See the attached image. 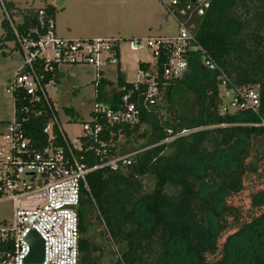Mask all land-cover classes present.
Listing matches in <instances>:
<instances>
[{
    "label": "trees",
    "instance_id": "1",
    "mask_svg": "<svg viewBox=\"0 0 264 264\" xmlns=\"http://www.w3.org/2000/svg\"><path fill=\"white\" fill-rule=\"evenodd\" d=\"M4 3L18 9L16 27L24 36L34 29L43 32L42 21L55 20L58 10L52 4L20 8ZM193 7L191 0H180L171 9L197 33L218 69H209L195 54L184 77L165 79L166 55L155 60L158 100L142 108L138 124L120 131L143 139L132 164L88 174L89 188L78 210V264H102L105 240L112 264H264V0H211L203 16ZM2 25L0 51L7 40L18 49L6 18ZM220 72L230 78L231 89L258 88V112L220 113ZM51 78L58 81L56 63L45 73V81ZM97 82L95 100L113 106L133 88L120 69L116 88L103 77ZM43 103L35 106L43 112L34 115L24 109L30 97L15 92V120L34 142L42 140L50 117Z\"/></svg>",
    "mask_w": 264,
    "mask_h": 264
},
{
    "label": "built area",
    "instance_id": "2",
    "mask_svg": "<svg viewBox=\"0 0 264 264\" xmlns=\"http://www.w3.org/2000/svg\"><path fill=\"white\" fill-rule=\"evenodd\" d=\"M179 1L162 0L173 15L171 8ZM0 4L22 56V64L6 83V91L14 100L16 91H24L30 97V106L26 105L24 109L30 108L34 115L43 112L35 108L41 101L50 112L42 140L37 142L25 135L15 117L7 126V132L0 131V199L8 200L12 205V219L0 222V264H78V210L81 194L89 188L88 174L101 167L116 169L132 164L135 152L121 151L120 131L124 126L140 122L143 107L156 104L158 71L154 63L147 69L139 68V79L132 82L133 88L123 93L117 105L95 101L89 118L80 124V130L70 134L58 121L48 95V87L55 84V80L45 81V73L53 70L54 63L58 66L60 63L89 64L98 71L96 86L106 68L119 64L121 43L125 39L134 50L150 49L155 60L166 55L161 68L165 79L184 77L195 54L201 55L209 69L217 70L218 66L197 33L175 15L176 30L167 35L64 38L57 34L54 19L48 18L46 23L42 21L43 32L34 29L24 36L16 27L20 22L14 18L18 9H8L3 0ZM191 4H194L196 14L203 16L211 7V0H195ZM40 14H43L42 10ZM34 33L37 36H33ZM219 79L220 88L228 89L232 94L229 102L220 107L222 115L235 110L259 111V94L255 89H231L228 86L231 80L224 72H220ZM134 94L136 100H133ZM31 231H36L44 242L40 262L26 260L31 252L27 240Z\"/></svg>",
    "mask_w": 264,
    "mask_h": 264
},
{
    "label": "rangeland",
    "instance_id": "3",
    "mask_svg": "<svg viewBox=\"0 0 264 264\" xmlns=\"http://www.w3.org/2000/svg\"><path fill=\"white\" fill-rule=\"evenodd\" d=\"M13 2L20 8H39L46 4L57 6L55 29L58 33H71L67 38L97 36H121L123 38L145 37L172 34L176 30V20L173 12L167 8L162 0H3ZM64 7V8H63ZM6 18L0 4V37L5 34L2 21ZM15 20L21 21L20 15H14ZM62 30V31H61ZM125 39L121 43V69L127 81L134 82L138 77V61L154 63L155 57L150 49L134 50ZM22 64L20 51L15 47L14 40H7L0 51V122L11 121L14 118V99L6 91V83L11 80ZM106 72L109 79H116L115 68ZM98 71L94 66L84 63H60L58 66V81L48 87V95L53 103L58 121L70 134L78 132L80 124L89 118L95 100V80ZM258 92L256 86L253 87ZM109 90V89H108ZM109 92L106 91L107 95ZM223 103L227 104L232 96L228 89L220 88ZM67 108L73 110L68 113ZM153 123V119L150 123ZM6 124L0 131L7 132ZM152 126V124H151ZM153 127V126H152ZM146 125L143 124L142 130ZM151 128V127H150ZM172 137L166 139L170 140ZM143 143L139 137L127 138L124 134L119 140V148L124 153H133L136 156L140 150L136 145ZM133 156V157H134ZM96 214V211H93ZM12 219V205L6 199H0V222ZM102 226L95 229L100 232ZM100 241V240H99ZM105 255L101 258L102 264H112L113 256L110 246L104 241ZM116 250V247L111 244Z\"/></svg>",
    "mask_w": 264,
    "mask_h": 264
},
{
    "label": "water",
    "instance_id": "4",
    "mask_svg": "<svg viewBox=\"0 0 264 264\" xmlns=\"http://www.w3.org/2000/svg\"><path fill=\"white\" fill-rule=\"evenodd\" d=\"M195 0H191L193 3ZM27 240L29 241L31 245V252L27 257V261L31 262H40L43 260V254H44V242L43 239L40 237V235L36 231H31L28 236Z\"/></svg>",
    "mask_w": 264,
    "mask_h": 264
},
{
    "label": "crops",
    "instance_id": "5",
    "mask_svg": "<svg viewBox=\"0 0 264 264\" xmlns=\"http://www.w3.org/2000/svg\"><path fill=\"white\" fill-rule=\"evenodd\" d=\"M43 7V6H42ZM39 8H41V6L39 7ZM64 8V7H63ZM62 31V30H61ZM56 32H57V34L59 35V36H61V37H64V36H71L72 34L71 33H69V32H67L68 34H64V33H66V32H64V31H62V33L63 34H61V33H58V31L56 30ZM79 37H75V38H96V37H87V36H84V35H78ZM97 37H112V35L111 36H107V35H105V36H97ZM64 38H67V37H64ZM137 61H138V70H139V64H140V62H146V61H143L142 59H140V58H137ZM122 63H123V60H122V58H121V54H120V62H119V64L115 67V66H111V67H108V68H106V70L103 72V78H106V79H108V80H110V81H112L113 82V86L112 87H114V88H116V84H117V75H118V69H120V71H122V69H121V66H122ZM147 63H149V62H147ZM149 64H151V63H149ZM110 68H115L114 70L117 72V74H116V79L115 80H113V79H109L107 76H106V72H109V71H112ZM18 70V69H17ZM123 73V72H122ZM125 78V77H124ZM126 80V79H125ZM127 81V80H126ZM57 82V81H56ZM128 82H130V81H128ZM132 83V82H131ZM95 95H96V92H95ZM95 97V96H94ZM2 126H4V125H1L0 127H2Z\"/></svg>",
    "mask_w": 264,
    "mask_h": 264
}]
</instances>
